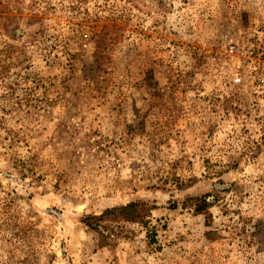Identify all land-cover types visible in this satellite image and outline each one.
<instances>
[{"label": "rangeland", "instance_id": "1", "mask_svg": "<svg viewBox=\"0 0 264 264\" xmlns=\"http://www.w3.org/2000/svg\"><path fill=\"white\" fill-rule=\"evenodd\" d=\"M262 76L264 0H0V264H264Z\"/></svg>", "mask_w": 264, "mask_h": 264}, {"label": "trees", "instance_id": "2", "mask_svg": "<svg viewBox=\"0 0 264 264\" xmlns=\"http://www.w3.org/2000/svg\"><path fill=\"white\" fill-rule=\"evenodd\" d=\"M210 197V196H209ZM207 196L192 200L195 212L198 214H206L211 207L210 201ZM152 208L144 202L130 203L125 206L115 207L108 209L99 216L89 217L85 219V224L89 228L96 231L100 237L103 236V230L107 228V222H132L142 225L148 224V218L151 217Z\"/></svg>", "mask_w": 264, "mask_h": 264}, {"label": "built area", "instance_id": "3", "mask_svg": "<svg viewBox=\"0 0 264 264\" xmlns=\"http://www.w3.org/2000/svg\"><path fill=\"white\" fill-rule=\"evenodd\" d=\"M231 52H233V48L231 49ZM241 81H242L241 78H237V79L235 80L236 83H241ZM260 82H261L262 84H264V76H262V77L260 78Z\"/></svg>", "mask_w": 264, "mask_h": 264}]
</instances>
